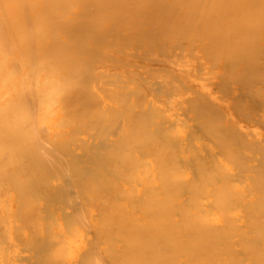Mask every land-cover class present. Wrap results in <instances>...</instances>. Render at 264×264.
<instances>
[{
	"label": "bare ground",
	"instance_id": "1",
	"mask_svg": "<svg viewBox=\"0 0 264 264\" xmlns=\"http://www.w3.org/2000/svg\"><path fill=\"white\" fill-rule=\"evenodd\" d=\"M262 55L264 0H0V264H264Z\"/></svg>",
	"mask_w": 264,
	"mask_h": 264
},
{
	"label": "rangeland",
	"instance_id": "2",
	"mask_svg": "<svg viewBox=\"0 0 264 264\" xmlns=\"http://www.w3.org/2000/svg\"><path fill=\"white\" fill-rule=\"evenodd\" d=\"M264 55H262L261 57H263ZM260 59H264V57L263 58H260ZM260 61H262V62H264V60H260ZM264 80V79H263ZM262 81V80H261ZM262 89H264V87L262 88ZM217 90V89H216ZM216 90L214 89V91L215 92H213V97L214 98H218V97H223V96H221V95H219V93L221 94L222 92H221V90H219L218 92H216ZM217 95H219V96H217ZM216 96V97H215ZM220 98H218V99H220ZM250 122H247V121H245L243 124L244 125H250V126H252V125H255L256 124V126H258L257 128L258 129H260V130H258L257 128H254V130H258V132H257V130L256 131H254L255 132V137H256V139H257V137H258V139H262L261 137L263 136L264 137V125H262V124H260L259 122H257L256 121V123H254L255 121H253V122H251L252 121V119L251 120H249ZM246 123V124H245ZM249 123V124H248ZM251 123H252V125H251ZM255 126V127H256ZM261 127V128H260ZM263 128V129H262ZM262 134V135H261Z\"/></svg>",
	"mask_w": 264,
	"mask_h": 264
}]
</instances>
